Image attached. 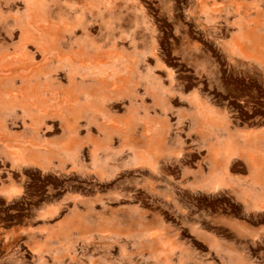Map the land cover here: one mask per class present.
<instances>
[{
	"label": "rangeland",
	"instance_id": "1",
	"mask_svg": "<svg viewBox=\"0 0 264 264\" xmlns=\"http://www.w3.org/2000/svg\"><path fill=\"white\" fill-rule=\"evenodd\" d=\"M22 7L0 32V264H264V215L167 165L197 146L204 184L230 150L264 162L229 129H264V0Z\"/></svg>",
	"mask_w": 264,
	"mask_h": 264
},
{
	"label": "crops",
	"instance_id": "2",
	"mask_svg": "<svg viewBox=\"0 0 264 264\" xmlns=\"http://www.w3.org/2000/svg\"><path fill=\"white\" fill-rule=\"evenodd\" d=\"M27 1L28 0H0V13L5 15V20L0 23V32L5 33L4 31H7L9 27H11L12 23L15 21L14 10L19 8V5H21V7H25ZM52 7H54L53 4H51V8ZM5 35H8L7 32L5 33ZM230 118V122L234 123L235 121L233 120V117L230 116ZM229 129L241 132V134L238 133L236 141L240 145H243L244 148L246 145H253L256 147L264 146V129L262 128L255 129L256 131L254 132H259V134L257 133V135L255 136L254 134H247L245 131L239 129V127H236L234 124L233 126H230ZM193 143H195V141H193L192 144ZM196 147L197 146H194L189 150H184L181 148L180 152H177L178 154L180 153L177 160H174L173 162L167 161L168 166L172 167L173 169H180L178 173L182 172L178 177L179 179H176V181L179 180V190L188 191L189 193H191L192 197H198L201 195L212 196L216 194L227 193L231 196L232 201H235L246 210L247 215H264V181L262 180L261 176L262 173L264 174V162H260L257 167H253L255 165H252L251 161H246L247 154L245 151H241L238 154L235 153V151L230 150L227 154L228 164L223 170L224 178H228L229 181L226 182L225 179L223 183L206 182L204 184H196V180H194L193 182V180H191L192 178L195 179V177L197 178L201 176H211L213 174V166H210L209 159L207 158V156L203 158L200 154V149L197 150ZM247 147L248 146H246V148ZM259 152V156H261L262 150H259ZM182 153L193 154L196 157L193 163L194 175L192 177H190V175H187L185 171L183 173L181 169L185 166H182ZM212 159L213 156L211 157V160ZM234 168H249L253 176L257 175L258 177L243 176L239 178L237 172L233 170ZM157 174L161 177L162 173L159 170L157 171ZM163 176L167 179L171 178V176L168 174H163ZM260 241L264 243V230L260 231Z\"/></svg>",
	"mask_w": 264,
	"mask_h": 264
}]
</instances>
